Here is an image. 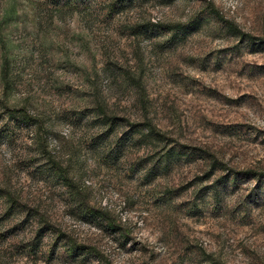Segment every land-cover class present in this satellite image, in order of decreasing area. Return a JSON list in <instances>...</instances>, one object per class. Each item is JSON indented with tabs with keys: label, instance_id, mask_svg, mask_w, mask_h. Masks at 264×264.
I'll use <instances>...</instances> for the list:
<instances>
[{
	"label": "rangeland",
	"instance_id": "374dc122",
	"mask_svg": "<svg viewBox=\"0 0 264 264\" xmlns=\"http://www.w3.org/2000/svg\"><path fill=\"white\" fill-rule=\"evenodd\" d=\"M0 264H264V0H0Z\"/></svg>",
	"mask_w": 264,
	"mask_h": 264
},
{
	"label": "trees",
	"instance_id": "16d2710c",
	"mask_svg": "<svg viewBox=\"0 0 264 264\" xmlns=\"http://www.w3.org/2000/svg\"><path fill=\"white\" fill-rule=\"evenodd\" d=\"M7 115L8 116H13L17 118L18 120H21L24 123H37L38 120L35 117H28L25 114H21V111L14 110V109H7Z\"/></svg>",
	"mask_w": 264,
	"mask_h": 264
}]
</instances>
